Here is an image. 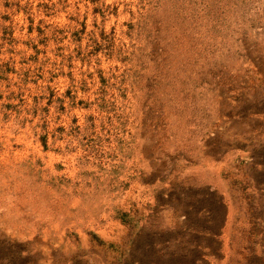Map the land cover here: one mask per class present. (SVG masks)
<instances>
[{"label":"rangeland","instance_id":"obj_1","mask_svg":"<svg viewBox=\"0 0 264 264\" xmlns=\"http://www.w3.org/2000/svg\"><path fill=\"white\" fill-rule=\"evenodd\" d=\"M0 264H264V0H0Z\"/></svg>","mask_w":264,"mask_h":264}]
</instances>
